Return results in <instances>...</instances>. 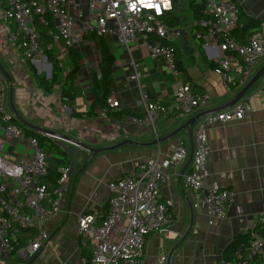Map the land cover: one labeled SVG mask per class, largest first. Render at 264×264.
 <instances>
[{
  "label": "crops",
  "instance_id": "0c3cea01",
  "mask_svg": "<svg viewBox=\"0 0 264 264\" xmlns=\"http://www.w3.org/2000/svg\"><path fill=\"white\" fill-rule=\"evenodd\" d=\"M88 1L80 0L84 11L80 27L88 15ZM233 1L240 8L238 23L233 30L235 39L240 44H247L251 38L261 37L262 27L250 29V24L252 20L254 24L264 20V0ZM178 15L182 26L179 29L167 27L168 38L150 35L147 41L140 38L127 47L119 44L115 35L108 36L115 55L111 95L120 101V106L112 108L107 117L100 114L101 108L94 110L95 115H87L94 102L90 92L91 74L101 69L98 40L90 31L75 45L82 55V67L75 80L76 98L68 104L62 98V85L72 62L62 39L53 41L50 49L59 57L63 71L53 90L48 91L38 85L23 51L9 37L7 25L0 23V65L6 72L2 74L8 83L5 105L14 117V123L46 134L33 128L42 127L78 139L90 147L105 148L93 153L46 134L69 154L67 166L71 167L72 173L64 188L61 212L48 225L53 236V249H44L32 257L25 255L26 264H59V258L67 260V264H82L81 247L87 244L91 251L92 247L79 235V217L94 210L108 209L113 195L109 188L111 181L132 172L150 157L164 159L172 156L179 140H183L188 155L179 166V174L162 183L160 192L161 200L173 202L174 219L167 228L147 237V263L156 264L161 255H166V264H220L225 248L238 233L252 237L258 234L253 225L264 211V76L239 101L251 106L244 118L207 127L210 145L208 180L233 193L227 217L210 225L205 207L194 206L195 199L184 184V174L193 168L195 125L192 133L188 127L175 135L172 133L195 114L227 105L242 88L234 95L226 92L222 76L215 72L216 65L207 55L205 41L202 39L199 44L194 36L193 27L197 22L189 0L184 3L179 0ZM159 42L173 43L176 70L170 68L162 57H152L151 48ZM133 60L139 64L141 83L149 91L151 100L174 106L172 115L159 116L154 126H147L142 121L145 108L138 104L139 85L132 79ZM263 65L264 61L257 66L256 72ZM34 66L41 75L51 78L52 73L44 74ZM183 83L190 84L194 91L209 93L212 101L195 108L187 117L175 118L178 113L175 89ZM177 243L180 245L173 251ZM262 260L264 251L258 254L257 262ZM0 264L23 262L0 250Z\"/></svg>",
  "mask_w": 264,
  "mask_h": 264
},
{
  "label": "built area",
  "instance_id": "2783aa9c",
  "mask_svg": "<svg viewBox=\"0 0 264 264\" xmlns=\"http://www.w3.org/2000/svg\"><path fill=\"white\" fill-rule=\"evenodd\" d=\"M205 17L197 24L204 31L197 36L205 42L208 57L216 63L215 72L223 78L227 93L234 95L255 75L257 66L264 61V20L261 37L240 44L233 36L239 19L240 8L233 0H201ZM77 11L76 13L74 10ZM173 9V0H89L88 15L80 27L84 11L80 0H0V23L7 25L8 35L25 58L36 65L40 72L51 74L52 64L42 43L37 19L45 16L53 19L55 40L63 39L67 46H75L89 31L101 36L115 35L119 44L129 47L140 38L147 41L150 35L168 38L169 31L164 16ZM152 57H162L167 65L176 70L175 47L159 42L151 48ZM132 79L139 85L138 104L145 108L143 123L154 126L159 116L170 117L174 106L151 100V95L141 83L139 64L132 61ZM8 83L0 71V250L24 262V256L39 254L54 247L49 222L61 212L62 196L72 169H59L57 186L51 189L46 182L49 172V156L37 138L28 136L24 129L14 123L5 105ZM178 113L175 118L187 117L194 109L212 101L209 93L194 91L188 83L175 89ZM108 106L116 108L120 101L113 95L107 98ZM251 106L239 102L233 107L217 111L199 119L195 124V145L192 151L193 168L184 174V184L195 199V207H205L209 224L213 225L227 217L233 193L216 182L208 180L207 162L210 154L207 127L211 124L242 119ZM103 117L107 109H101ZM25 147L14 146L6 151L13 140ZM19 154L20 156H15ZM188 149L183 140L177 143L174 154L164 159L150 157L135 170L122 178L111 181L113 195L105 210H94L81 215L78 232L84 243L92 247L91 264H149L145 259L147 237L167 228L174 219L171 200H161L162 183L179 174V166L186 159ZM15 156V157H14ZM100 221V222H99ZM264 224V211L254 229ZM246 259L236 263L222 260L220 264H250L249 259L264 251V235L255 234ZM167 256L161 255L156 264H166ZM59 258V264H67Z\"/></svg>",
  "mask_w": 264,
  "mask_h": 264
},
{
  "label": "trees",
  "instance_id": "16d2710c",
  "mask_svg": "<svg viewBox=\"0 0 264 264\" xmlns=\"http://www.w3.org/2000/svg\"><path fill=\"white\" fill-rule=\"evenodd\" d=\"M189 4L193 11V16L198 22L200 19L205 17L203 12V4L197 0H189ZM178 6L179 0H173V9L164 16L163 20L167 27L170 29H179L182 26V19L178 15ZM255 21L252 20L251 24L253 28H261V22L258 24H254ZM37 26L39 32L41 34L42 43L45 48L48 47L49 44L55 41V37L51 32H55V26L53 19L50 15L45 16V21H40L37 19ZM250 27V26H249ZM194 36L198 40L199 44L202 42V38L198 37V31H204L199 24H195L193 27ZM93 37H96L98 40V47L100 52V72H93L91 74V81H90V92L94 98L93 105L91 107V111L87 113V115H95L94 110L97 108L107 109L108 113H111L112 108L108 106L107 98L111 94L112 90V82H113V74L115 68V55L113 50L110 47V43L108 40V36H101L98 35L95 31L91 32ZM62 39V38H61ZM64 42V40L62 39ZM65 43V42H64ZM166 44V43H165ZM173 46V43L167 42ZM69 58L72 62V67L70 68L69 72L65 76L64 83L62 85V98L70 104L76 98L77 94V86L75 83L76 76L78 71L82 67V55L81 52L76 49L75 46H67ZM46 52L49 54V61L52 64V75L51 78L47 79L46 76L41 75L34 64L28 59L29 68L31 70L32 75L34 76L38 85L48 91L53 90V86L58 82V78L63 71L62 64L60 59L57 55H55L51 49H46ZM213 62V61H212ZM215 63V62H214ZM216 65V63H215ZM76 112V111H75ZM73 112V113H75ZM122 114V112H120ZM21 127L23 126L24 132L27 136H33L37 138L41 149L50 155L49 159V172L46 177V182L49 183L52 187H56L58 183V179L60 177L59 169L61 167L69 165L70 156L69 154L62 150L55 141L46 134H42L38 131L32 130L29 127L24 126L23 124H19ZM255 232L259 235H264V224H260L255 228ZM254 238L246 233H238L233 241L225 248L223 253L224 260L231 261L236 263L241 259H246L249 253V246ZM88 245L85 244L81 247L82 257L84 261L82 264H91L93 252L88 249ZM239 254L241 256L239 257ZM250 264H264V260L258 261V255L253 256L249 259Z\"/></svg>",
  "mask_w": 264,
  "mask_h": 264
},
{
  "label": "water",
  "instance_id": "95a60500",
  "mask_svg": "<svg viewBox=\"0 0 264 264\" xmlns=\"http://www.w3.org/2000/svg\"><path fill=\"white\" fill-rule=\"evenodd\" d=\"M0 70L2 71V73L6 74L5 70L3 69V67H1L0 65ZM50 75V74H49ZM264 76V65L255 73V75L250 79V81L238 92V94L234 97V99L229 102L227 105L223 106V107H220V108H215V109H206L204 111H201L197 114H195L194 116H192L188 121H186L179 129H177L175 132L172 133V135H175L177 134L179 131H181L182 129L188 127V130L190 131V133L193 132V128H194V125L195 123L205 117L206 115H209L211 113H214L215 111H219L221 109H224V108H227V107H230V106H233L235 105L236 103H238L244 96L245 94L247 93V91L260 79ZM33 128L39 130V131H42L46 134H49L53 137H57V138H62V139H65L66 141H69L71 143H74L76 145H79L81 147H83L84 149L88 150V151H91L93 153L95 152H100L102 150H104L105 148H93V147H90L89 145H87L86 143H83L81 141H79L78 139H75V138H71V137H68V136H63L62 134L60 133H57L55 131H52V130H49V129H45V128H42V127H38V126H34ZM171 135V136H172ZM109 148H112V147H109ZM180 245V243H177V245L174 247L173 251ZM172 251V252H173Z\"/></svg>",
  "mask_w": 264,
  "mask_h": 264
},
{
  "label": "rangeland",
  "instance_id": "374dc122",
  "mask_svg": "<svg viewBox=\"0 0 264 264\" xmlns=\"http://www.w3.org/2000/svg\"><path fill=\"white\" fill-rule=\"evenodd\" d=\"M181 1H182V0H181ZM183 3H184V0H183ZM44 74H47V72L44 71ZM19 140H20L19 138H15V139L13 140V142H14L13 146H12V145H8L7 148H6V151H7V150H10L11 152H13V150L15 149L14 146L17 147V148H19V149H24L25 146H24L22 143H20ZM26 143H28V136H27V138H26ZM25 148H26V147H25ZM15 156L19 157L20 155H19V154H16ZM15 156H14V157H15Z\"/></svg>",
  "mask_w": 264,
  "mask_h": 264
}]
</instances>
